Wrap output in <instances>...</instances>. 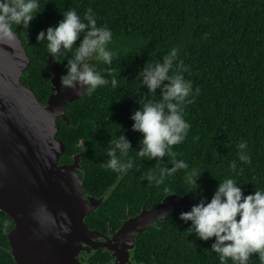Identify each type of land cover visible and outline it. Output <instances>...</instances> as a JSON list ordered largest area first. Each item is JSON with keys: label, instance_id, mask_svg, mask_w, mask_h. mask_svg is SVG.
<instances>
[{"label": "trees", "instance_id": "obj_1", "mask_svg": "<svg viewBox=\"0 0 264 264\" xmlns=\"http://www.w3.org/2000/svg\"><path fill=\"white\" fill-rule=\"evenodd\" d=\"M89 6L97 26L111 29L113 39L108 47L115 52L110 65L95 59L91 63L97 71L111 67L113 72H101L108 84L90 94L84 90L68 103V122L61 117L57 120V136L65 143L61 162L72 161V155L83 149L78 174L85 194L104 197L96 210L86 214L87 224L105 231L109 221L115 229L120 218L135 215L143 206H155L169 193L191 195L196 202L201 197L209 199L218 180L234 175L229 170L233 160L240 169L235 178L245 193L264 188V0H40L42 10L26 30L15 24L11 28L30 57L21 80L43 103L51 94L52 55L45 42L36 41V34L61 19L64 9L74 8L82 15ZM174 46L178 59L187 66L185 79L192 81L193 89H200L185 105L188 134L172 146L177 159L196 168L197 175L201 172L198 187L190 190L184 169L166 176L160 185L143 178L149 169L170 166V161L167 155L160 159L136 157L142 134L131 128L130 114L139 107L140 96L147 95L137 73L145 62L156 61ZM71 55L70 51L57 54L62 74ZM111 76L118 82L116 88L111 86ZM153 98H159V89ZM119 132L130 141L128 157L134 161L124 174L106 164V150ZM241 140L247 144L249 163L239 161L236 155ZM185 210L175 209L137 236L133 254L138 261L220 264L210 248L214 237L201 240L189 233L190 221L179 216ZM13 226V219L0 210V264H17L9 251L8 234ZM103 249L83 253L88 256L86 264H108ZM248 264H260L257 253L250 254Z\"/></svg>", "mask_w": 264, "mask_h": 264}, {"label": "water", "instance_id": "obj_2", "mask_svg": "<svg viewBox=\"0 0 264 264\" xmlns=\"http://www.w3.org/2000/svg\"><path fill=\"white\" fill-rule=\"evenodd\" d=\"M0 35V210L14 221L9 251L17 264H83L82 252L111 250L115 264H137L136 236L175 209H190L191 195L169 193L153 207L127 218L111 237L85 221L103 196L85 194L78 170L83 149L61 162L64 141L57 136L58 118L68 122V103L79 97L62 86V68L49 57L51 94L38 99L21 80L30 57L18 33ZM167 213V215H165Z\"/></svg>", "mask_w": 264, "mask_h": 264}, {"label": "clouds", "instance_id": "obj_3", "mask_svg": "<svg viewBox=\"0 0 264 264\" xmlns=\"http://www.w3.org/2000/svg\"><path fill=\"white\" fill-rule=\"evenodd\" d=\"M41 10L40 0H0V35L11 36L13 24L26 30ZM61 13L62 18L54 25L37 32L36 41L45 42V49L53 59H57L58 53L70 51L72 55L67 59L60 83L77 92L84 89L90 94L98 86L109 83L101 72H113L111 67L97 71L91 63L95 59L104 65L111 64L115 55L108 47L113 39L112 31L107 26H97L90 6L82 15L74 8L64 9ZM177 51L175 46L171 47L156 61L145 62L139 70L137 75L140 84L146 86L147 95L140 96L139 107L131 112L130 118L133 121L131 128L142 134L135 156L160 159L167 155L170 161V166H161L156 171L149 169L143 178L160 185L166 176L184 169L190 190L198 187L197 178L201 172L197 175L196 168H189L185 160L177 159L172 146L184 141L188 134L190 123L184 118L185 105L199 94L200 89H193L192 81L185 79L187 66L178 59ZM110 83L113 88L117 87L115 76H111ZM157 89L159 98L154 99ZM130 148V141L119 132L106 150L107 167L121 174L132 168L133 158L128 157ZM237 148L239 161L249 163L251 157L245 150L246 142L241 140ZM229 170L234 175L218 180L209 199L201 197L179 216L190 221L189 233L201 240L214 237L210 248L220 264H226L229 259L232 264H248L251 253H257L260 264H264V188L245 193L235 178L240 172L235 160L230 162ZM164 191H168L167 186Z\"/></svg>", "mask_w": 264, "mask_h": 264}, {"label": "flooded vegetation", "instance_id": "obj_4", "mask_svg": "<svg viewBox=\"0 0 264 264\" xmlns=\"http://www.w3.org/2000/svg\"><path fill=\"white\" fill-rule=\"evenodd\" d=\"M156 205V204H155ZM143 208V207H142ZM149 208V207H148ZM141 211V210H140ZM138 213V212H137ZM130 216H133V215H128L127 214V216L125 217V218H120V221H119V226L117 227V228H119L120 227V225L127 219V218H129ZM160 221H162V220H159V219H157L156 221H155V223L153 224V225H151V226H157L158 225V222H160ZM107 224H108V228L104 231V230H100L102 233H104L106 236H108V237H111L112 236V234L117 230V228H115V229H113L112 228V226L110 225V223H109V221H107L106 222ZM151 226H149V227H151ZM97 229V228H96ZM99 230V229H98ZM141 234V233H140ZM139 235V234H138ZM137 235V236H138ZM137 236H136V240H135V247H136V241H137ZM101 248V247H100ZM102 249H103V247H102ZM135 249V248H134ZM107 254H108V257H107V263L108 264H115V256L112 254V252H111V250H108V249H103ZM83 253H85V252H82V254H81V256H80V258H81V260H82V262H83V264H86V261H85V259H87L88 260V256H84L83 257ZM85 254H87V253H85ZM89 255V254H88ZM132 257H133V259L137 262V264H157V263H151V262H140V261H138V259L134 256V254H132Z\"/></svg>", "mask_w": 264, "mask_h": 264}]
</instances>
